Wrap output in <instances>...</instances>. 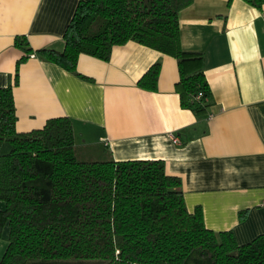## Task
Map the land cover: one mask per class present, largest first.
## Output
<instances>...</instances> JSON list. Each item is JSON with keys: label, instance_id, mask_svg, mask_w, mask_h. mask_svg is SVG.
Instances as JSON below:
<instances>
[{"label": "crops", "instance_id": "0c3cea01", "mask_svg": "<svg viewBox=\"0 0 264 264\" xmlns=\"http://www.w3.org/2000/svg\"><path fill=\"white\" fill-rule=\"evenodd\" d=\"M78 1L0 0V87L24 54L15 36L25 35L33 50H63ZM179 24L182 46L204 55L210 118L180 106L174 57L129 40L107 61L81 53L76 72L83 77L39 55L22 62L13 87L16 129L67 116L80 160L162 159L166 173L181 179L188 210L199 206L208 228L245 243L264 233V4L192 0ZM155 62L157 89L138 87ZM8 232L5 224L0 257Z\"/></svg>", "mask_w": 264, "mask_h": 264}, {"label": "trees", "instance_id": "16d2710c", "mask_svg": "<svg viewBox=\"0 0 264 264\" xmlns=\"http://www.w3.org/2000/svg\"><path fill=\"white\" fill-rule=\"evenodd\" d=\"M191 2L79 0L61 51L33 50L25 35L15 36L24 54L0 87V234L9 227L0 264H264V233L240 244L232 231L208 228L199 206L188 210L181 179L166 173L162 159L79 160L67 116L16 129L13 87L31 54L78 74L81 53L107 61L129 40L174 57L180 106L207 117L203 52L181 43L179 12ZM159 72L153 63L138 87L155 91Z\"/></svg>", "mask_w": 264, "mask_h": 264}, {"label": "built area", "instance_id": "2783aa9c", "mask_svg": "<svg viewBox=\"0 0 264 264\" xmlns=\"http://www.w3.org/2000/svg\"><path fill=\"white\" fill-rule=\"evenodd\" d=\"M30 56H34V54H31ZM199 97H200V94L196 96V98H199ZM212 115H213V112L208 111L207 117L210 118ZM169 137L174 144H177V145L181 144V140L179 136H177L176 134L170 133Z\"/></svg>", "mask_w": 264, "mask_h": 264}, {"label": "rangeland", "instance_id": "374dc122", "mask_svg": "<svg viewBox=\"0 0 264 264\" xmlns=\"http://www.w3.org/2000/svg\"><path fill=\"white\" fill-rule=\"evenodd\" d=\"M7 145V147H10L9 146V144H6ZM78 158H79V160H80V158H83V157H80V155H78ZM1 258V257H0Z\"/></svg>", "mask_w": 264, "mask_h": 264}]
</instances>
